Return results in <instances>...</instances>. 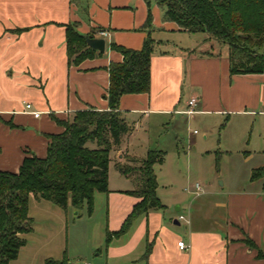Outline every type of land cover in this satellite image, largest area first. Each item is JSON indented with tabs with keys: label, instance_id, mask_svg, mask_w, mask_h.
I'll use <instances>...</instances> for the list:
<instances>
[{
	"label": "crops",
	"instance_id": "1",
	"mask_svg": "<svg viewBox=\"0 0 264 264\" xmlns=\"http://www.w3.org/2000/svg\"><path fill=\"white\" fill-rule=\"evenodd\" d=\"M162 15L152 0H0V170L17 171L30 153L44 156L46 135L64 128L54 118L63 121L78 110L107 109V65L122 58L111 44L138 50L149 33L154 40L149 90L120 96L118 110L132 130L114 152L137 158L150 149L165 154L160 144L170 135L171 120L211 115L237 124L233 134L224 135V149L240 163L220 189L206 190L199 183L201 189L195 191L191 186L184 207L170 210L160 201L161 208L138 214L124 233L106 241V232L118 230L138 200L131 193V177L114 168L116 178H110L108 167L107 192H94L82 228L83 251L67 264H264V178L249 179L251 170L264 164V74L230 73L226 44L203 32L181 30ZM71 22L81 34L104 38V51L70 62L64 24ZM98 29L107 34L100 36ZM252 49L264 54V37ZM190 97L196 105L187 115L183 111ZM30 111L40 113L35 117ZM152 130L157 141L151 140ZM32 201L50 202L30 194L28 215ZM99 211L102 218L94 219ZM179 240L185 249L178 248ZM60 249L56 243L40 253L25 237L8 264L60 260Z\"/></svg>",
	"mask_w": 264,
	"mask_h": 264
},
{
	"label": "trees",
	"instance_id": "2",
	"mask_svg": "<svg viewBox=\"0 0 264 264\" xmlns=\"http://www.w3.org/2000/svg\"><path fill=\"white\" fill-rule=\"evenodd\" d=\"M157 4L163 10V19L175 22L179 29L203 32L226 44L230 73L264 74V54L252 49L264 37V0H157ZM150 21L148 10L145 24ZM64 31L70 62L77 64L93 56L95 50L87 45L75 22L64 24ZM153 45L149 33L138 50L111 44L122 58L107 65L109 82L104 97L108 108L78 110L63 121L54 118L64 128L46 135L44 156L30 153L22 158L17 171L0 170V264H8L17 256L25 243L23 234L31 230L32 219L27 213L30 194L62 209L68 204L76 209L85 206L90 214L94 192H107L109 154L132 130V124L118 110V101L122 94L149 90ZM88 141L95 146H86ZM163 155L160 150L150 149L144 157L123 154V162H114L119 173L131 177L135 184L131 193L138 200L119 229L106 232V241L124 233L138 214L162 207L155 192L153 165L161 163ZM131 163L138 165L132 167ZM258 178H264V164L251 170L249 179ZM149 249L147 243L145 256ZM44 264H67V259L47 258Z\"/></svg>",
	"mask_w": 264,
	"mask_h": 264
},
{
	"label": "rangeland",
	"instance_id": "3",
	"mask_svg": "<svg viewBox=\"0 0 264 264\" xmlns=\"http://www.w3.org/2000/svg\"><path fill=\"white\" fill-rule=\"evenodd\" d=\"M152 1L154 4L157 2ZM215 118L211 115H179L170 121V135L168 138L165 135L160 144L165 151L164 158L161 163L153 165L157 181L156 195L170 210L177 204L181 207L186 205L191 199L190 190L195 182L201 183L206 190L220 189V182H227L240 163L239 158L226 153L224 149V135L233 134L237 124L232 120L227 122L222 118L218 121ZM193 130L196 132L193 133ZM156 132H150L151 140L154 138L157 141ZM86 146L92 148L95 144L88 141ZM109 156L110 178L114 179L117 171L113 162L117 158L122 159L123 155L117 156L116 152L111 151ZM137 165L131 163L132 167ZM29 216L32 219L31 233L26 232L24 238L29 239L32 250L42 253L44 247L52 250L56 243H60V255L68 261H74L77 254L83 251L85 236L82 228L89 221L85 206L76 209L68 204L62 209L47 201H32ZM99 217L102 218L100 211L94 219L98 220ZM78 228L82 231L77 233ZM21 256L25 261V254Z\"/></svg>",
	"mask_w": 264,
	"mask_h": 264
},
{
	"label": "built area",
	"instance_id": "4",
	"mask_svg": "<svg viewBox=\"0 0 264 264\" xmlns=\"http://www.w3.org/2000/svg\"><path fill=\"white\" fill-rule=\"evenodd\" d=\"M97 33L100 35V36H105L107 34V31L104 30V29H98L97 30ZM187 108L183 111L185 114L189 115V114H192L194 112V107L196 105V98L195 97H190L188 100H187ZM25 108L29 109L30 108V104L29 103H26L25 104ZM32 113L33 116L37 117L39 115V111H30ZM193 133L196 132V130H193L192 131ZM192 187L194 188L195 191H199L201 189V186L198 182H195ZM178 219H182L183 216L181 214H179L178 216ZM177 246L179 249H185L187 247V245L182 241V240H179L177 242ZM75 264H90L88 261H81L80 263H75Z\"/></svg>",
	"mask_w": 264,
	"mask_h": 264
},
{
	"label": "water",
	"instance_id": "5",
	"mask_svg": "<svg viewBox=\"0 0 264 264\" xmlns=\"http://www.w3.org/2000/svg\"><path fill=\"white\" fill-rule=\"evenodd\" d=\"M87 45L91 47L94 50H97L98 52L102 53L104 51V43L105 40L102 37H94L90 34H82ZM176 222V220H174ZM178 223V222H176Z\"/></svg>",
	"mask_w": 264,
	"mask_h": 264
}]
</instances>
